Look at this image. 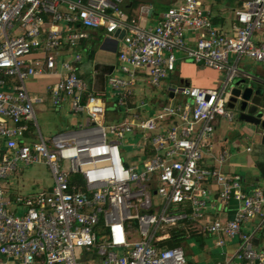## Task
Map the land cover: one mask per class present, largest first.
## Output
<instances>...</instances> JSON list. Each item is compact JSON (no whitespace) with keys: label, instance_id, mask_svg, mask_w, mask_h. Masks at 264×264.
<instances>
[{"label":"built area","instance_id":"built-area-1","mask_svg":"<svg viewBox=\"0 0 264 264\" xmlns=\"http://www.w3.org/2000/svg\"><path fill=\"white\" fill-rule=\"evenodd\" d=\"M123 1L0 0V263L187 264L182 245L163 240L203 215L214 183L220 206L237 201L230 218L201 227L217 246L238 239L219 264H264V243L256 248L242 227L264 216V188L248 192L238 174L202 162L213 149L216 118L234 117L227 102L241 61L261 64L264 79V40L254 39L264 25V0H239L227 28L213 24L210 0H175L148 27L126 19ZM98 27L108 36L125 30L107 84L109 99L128 113L105 124V96L78 74L82 54L75 48ZM188 32L194 33L189 45ZM175 49L223 71L218 85L181 84L169 101L154 106L142 98L130 107L137 81L162 89L175 69ZM43 73L59 76L46 91L53 108L67 104L87 115L82 135L41 134L35 107L43 98L25 80ZM125 136L140 148L130 162ZM225 154L214 155L218 164ZM31 164L47 166L50 187L11 193L9 175Z\"/></svg>","mask_w":264,"mask_h":264},{"label":"crops","instance_id":"crops-1","mask_svg":"<svg viewBox=\"0 0 264 264\" xmlns=\"http://www.w3.org/2000/svg\"><path fill=\"white\" fill-rule=\"evenodd\" d=\"M173 2H175V0H124L121 5V9L125 14L126 19H133L141 26L148 27L157 23L160 13L164 11L168 6H170ZM240 4L241 3L239 0L208 1L207 5L211 10L213 24L216 26L227 28L230 24V21L234 18L233 9ZM121 29L122 28H118V33L121 31ZM89 31V38L85 39V41H83L81 45L75 47L76 49H79L82 54V60L79 64L77 72L87 81L88 85L95 92L105 96V110L102 115L101 122L105 124L109 122L120 121L127 116L128 110L126 108L116 106L113 101L109 99L110 92L107 84V78L110 75L116 73V48L117 45L121 42V38H117L114 33L113 35H106L104 33L103 27L90 29ZM185 37L186 43L189 45L193 40L194 33L188 32L186 33ZM254 39L256 41L264 40V25L255 32ZM175 51L178 52V55L176 54V62L177 60L186 59L184 50L175 49ZM211 69L216 70L214 68ZM240 70L242 74L236 77L234 81L248 75H251L256 79H262L263 77L262 65L259 63H255L250 59H244L241 61ZM221 73L218 77L211 79H208L209 74H195L193 76V80L202 82V84H189L186 79H181L180 81L181 84H188L199 87H215L218 85L223 76V73ZM58 77L59 76L55 73H43L37 76L29 77L25 80V86L27 87V89L32 93L39 94L43 98L42 102L36 105L35 110L46 113L47 117L52 120L51 131L47 134V136H44L41 133L44 137H49L55 134H74V132L79 129L85 131L87 128V115L84 112H73L70 110L67 104L62 105L57 109L53 108L50 105L49 98L46 92L47 87L51 83L55 82ZM141 77L142 75L139 74L138 78ZM162 85V90H166L167 87H175L174 85L167 84L165 82H163ZM145 87H147V85L143 81H137L135 91H142ZM137 96L138 95L135 93L133 101L129 103L130 107L138 104L140 102L138 100L142 99V97ZM171 97L172 96H169L168 91L165 98L160 99L152 96L151 100L154 101L155 106L161 102L169 101V98ZM232 120L227 121L222 117L216 118L214 123V131L212 134L213 149L210 153L204 154L202 162L206 165L218 166L225 173L238 174L243 182L244 189L248 192L251 191L254 187L264 188V144H261L257 137L250 138L244 136L241 132L233 130L234 121ZM34 134L36 138L34 129H31L30 127L28 137L32 138ZM137 149H140L138 145ZM223 149L226 150V154L224 159L218 164V162L214 158V155H216L217 152ZM132 154L133 153L130 152H127V154H125L128 162L133 159ZM21 170L22 169L19 168L17 172H21ZM49 178L50 179L47 180V183L42 185L40 184L41 186L34 183L35 186H33L32 189L28 190L25 193L33 192L39 188L50 187L52 183L50 174ZM21 185L17 186L13 190H10V192H18L23 194L24 192H22L21 190ZM208 185L212 192L208 198L207 205L204 208L203 215L198 220H185L183 223H181V225L173 227V229H171L172 233L169 237H171V235L174 233L175 228H182L184 230L185 235H182L183 239L187 236L188 233L190 235L200 236L206 233L201 231V227H204L213 219L217 217L230 218L233 215L234 210L237 206V201L235 199H230L225 206H220L215 198L217 193V186L214 185V183H210ZM153 198L157 199V196ZM242 227L244 231L251 234L252 243L256 248L260 247L264 243V216L255 214L246 223H244ZM207 234L215 236L210 233ZM165 239L163 240V242L165 241ZM201 244L202 246H204V241H201ZM180 245H182L183 247V240L181 241ZM237 245V238L227 239L223 245H216L220 249V258L216 259V261L212 264H219V262L221 263L225 259L226 254L231 253ZM231 264L241 263L235 262Z\"/></svg>","mask_w":264,"mask_h":264},{"label":"rangeland","instance_id":"rangeland-1","mask_svg":"<svg viewBox=\"0 0 264 264\" xmlns=\"http://www.w3.org/2000/svg\"><path fill=\"white\" fill-rule=\"evenodd\" d=\"M178 55V52L175 51ZM180 55V54H179ZM200 65V66H199ZM218 71V72H217ZM220 70H212L208 68L201 62H195L193 59H181L177 60L176 67L173 72H171L168 78H165L163 82L167 84L174 85L178 87L181 85V79H186L189 84H202V82H197L193 80V76L195 74H209L208 79L218 77L222 71ZM223 73V72H222ZM221 73V74H222ZM207 78V77H206ZM244 78V77H241ZM148 87V86H147ZM145 87L142 91H135V93L142 97L144 100L151 99L152 96L156 98H165L167 96V91L164 89L151 87ZM133 95V97H134ZM137 96V97H138ZM181 97L180 94L174 97V100H177ZM140 101V99L138 100ZM149 107V106H148ZM144 107L141 106L140 109L142 110ZM233 110V109H232ZM37 123L40 129V132L47 136V134L51 131V124L52 120L47 117V114L38 110H35ZM103 123V122H102ZM84 130H77L74 132L75 135H82ZM35 138V134L33 137L27 139L32 140ZM122 147L124 148L123 154L129 153H137L139 154L140 151L137 149V140L134 138L124 137L122 142ZM22 169L21 172L12 173L8 177L10 190H13L17 186L21 185L22 192H27L28 190L32 189L35 184L41 186L42 184L47 183L49 178V169L44 164H31L28 166H20ZM41 184V185H40ZM12 186V187H11ZM215 236H211L207 233H204L200 236L197 235H190L189 233L183 239V247L185 250V255L187 259V264H212L216 261V259L220 258V249L214 244ZM201 241H204V246H202ZM2 264V263H0ZM9 264H15L13 262H9Z\"/></svg>","mask_w":264,"mask_h":264},{"label":"water","instance_id":"water-1","mask_svg":"<svg viewBox=\"0 0 264 264\" xmlns=\"http://www.w3.org/2000/svg\"><path fill=\"white\" fill-rule=\"evenodd\" d=\"M124 32L121 29L118 33L116 29L114 35L121 38ZM170 89L169 96H172L173 87ZM227 107L233 109V130L250 138L257 137L264 144V79L251 75L236 79L230 89Z\"/></svg>","mask_w":264,"mask_h":264},{"label":"trees","instance_id":"trees-1","mask_svg":"<svg viewBox=\"0 0 264 264\" xmlns=\"http://www.w3.org/2000/svg\"><path fill=\"white\" fill-rule=\"evenodd\" d=\"M182 235H185L184 230L182 228H175L174 233L171 237L165 239L164 244L167 246L180 245L183 240Z\"/></svg>","mask_w":264,"mask_h":264}]
</instances>
